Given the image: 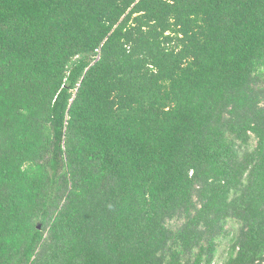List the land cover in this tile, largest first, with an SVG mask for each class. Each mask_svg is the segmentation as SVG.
Here are the masks:
<instances>
[{
    "label": "trees",
    "instance_id": "trees-1",
    "mask_svg": "<svg viewBox=\"0 0 264 264\" xmlns=\"http://www.w3.org/2000/svg\"><path fill=\"white\" fill-rule=\"evenodd\" d=\"M229 222L264 264V0H0V264H213Z\"/></svg>",
    "mask_w": 264,
    "mask_h": 264
},
{
    "label": "rangeland",
    "instance_id": "rangeland-1",
    "mask_svg": "<svg viewBox=\"0 0 264 264\" xmlns=\"http://www.w3.org/2000/svg\"><path fill=\"white\" fill-rule=\"evenodd\" d=\"M256 144H257L256 140H253L251 150H253L256 147ZM181 223L182 221L174 222L171 226L173 228H176ZM227 227L229 231H231V234L227 239L220 241V245H219L218 250L216 251L213 264H225L229 259L230 248L232 246V239L234 235L237 233L238 224L236 222H229Z\"/></svg>",
    "mask_w": 264,
    "mask_h": 264
}]
</instances>
